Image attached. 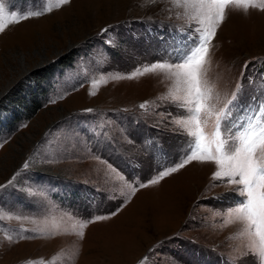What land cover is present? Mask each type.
<instances>
[{
	"label": "rangeland",
	"instance_id": "374dc122",
	"mask_svg": "<svg viewBox=\"0 0 264 264\" xmlns=\"http://www.w3.org/2000/svg\"><path fill=\"white\" fill-rule=\"evenodd\" d=\"M3 2L11 12L48 10L0 33V104L29 73L52 69L31 117L5 128L10 110L0 107V264H264L245 223L228 215L243 199L239 186L213 181L214 163L192 161L150 182L183 157L188 137L174 123L184 116L171 101L176 69L142 68L191 44L198 8ZM201 79L217 111L242 84L233 119L264 100V9L227 10ZM217 111L204 125L209 138ZM141 182L147 187L129 194Z\"/></svg>",
	"mask_w": 264,
	"mask_h": 264
},
{
	"label": "snow or ice",
	"instance_id": "6c2138e0",
	"mask_svg": "<svg viewBox=\"0 0 264 264\" xmlns=\"http://www.w3.org/2000/svg\"><path fill=\"white\" fill-rule=\"evenodd\" d=\"M188 2H192L200 13L198 19L200 26L194 30L195 38L191 44L178 51L169 61L151 63L142 68V72L176 69L172 75L176 79L177 87L171 93V101L184 109V116L174 120V123L179 125L188 137L183 157L172 166L159 169L155 179H151L150 182L154 185L185 168L192 161L214 163L217 171L213 174V181L220 180L223 184L238 185L235 191L243 197L237 205L229 208L228 215L235 214L238 220L245 223L246 230L258 241L260 257L264 258V100L253 98L255 103L242 109L243 114L233 119V109L241 107L238 101L242 84L236 85L232 99L217 111L210 103L211 95L201 79V70L203 64L207 62L210 40L215 36L216 27L225 21L227 10L236 9L247 13L250 8L264 9V0L260 3L256 0H185V3ZM68 3L70 0H58L56 6ZM47 10L45 8L26 13L11 12L3 0H0V33L4 31L6 24L39 17ZM247 67L246 63L244 69L247 70ZM140 71L134 69L133 74ZM114 78L120 79L123 76L118 75ZM128 78H131V75ZM140 107L144 108L145 105L142 104ZM213 111H217L215 131L209 138L204 131V125ZM225 121L228 122L226 126ZM222 131L226 133L223 138ZM121 179L124 177L121 176ZM215 186L213 184L210 188ZM144 187H147L144 182L136 186L131 183L127 185L129 194ZM88 222L84 221L79 227L81 229L86 227ZM8 238L11 239L10 236ZM144 259L147 260L148 257Z\"/></svg>",
	"mask_w": 264,
	"mask_h": 264
},
{
	"label": "trees",
	"instance_id": "16d2710c",
	"mask_svg": "<svg viewBox=\"0 0 264 264\" xmlns=\"http://www.w3.org/2000/svg\"><path fill=\"white\" fill-rule=\"evenodd\" d=\"M51 69L47 66L29 73L23 81L13 85L7 93H4L2 105L10 110V116L2 123L5 128L20 119L31 117L36 112L40 98L45 92L44 83L51 76ZM2 105L0 104L1 108Z\"/></svg>",
	"mask_w": 264,
	"mask_h": 264
}]
</instances>
